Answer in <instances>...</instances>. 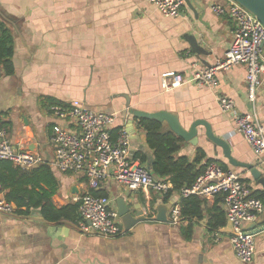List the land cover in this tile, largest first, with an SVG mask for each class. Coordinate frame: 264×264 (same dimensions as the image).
<instances>
[{"label":"crops","instance_id":"1","mask_svg":"<svg viewBox=\"0 0 264 264\" xmlns=\"http://www.w3.org/2000/svg\"><path fill=\"white\" fill-rule=\"evenodd\" d=\"M225 2L184 0L178 17L165 18L144 0H0V24L8 29L13 49V73L0 76V120L10 125L5 128L11 143L49 162L54 153L51 128L61 122L49 115L48 108L80 100L90 110L115 115V129L124 128L130 137L131 156L149 172L153 154L129 109L174 113L185 128L205 120L215 136L229 143L235 159L258 165L235 127L234 116L224 114L218 103L220 97H230L236 113L253 109L256 123H264V83L250 102L245 66L219 71L214 87L191 82L169 90L160 86L163 73L189 79L194 70L223 57L232 40L233 22L228 15H215L210 7ZM198 138L195 147L183 142L178 156L191 162L200 148L205 153L201 164L207 159L224 164L247 180L253 192H263L247 171L229 166L220 149L216 153L203 128ZM51 170L59 183L54 205L73 203L72 188L75 193L84 191L81 178ZM102 191L112 198L116 211L117 197L139 205L151 218L156 207L164 205L167 222L142 221L107 238L83 233L79 220L46 222L34 211L0 215V264H264L263 225L253 228L263 212L245 224L254 235L255 254L251 263H243L233 254L224 227H208L216 214L213 208L223 210L221 197L201 199L202 218L183 219L174 226L168 222V211L179 203L178 192L159 195L147 189L128 195L113 181H107ZM215 232L220 234L218 241Z\"/></svg>","mask_w":264,"mask_h":264},{"label":"built area","instance_id":"2","mask_svg":"<svg viewBox=\"0 0 264 264\" xmlns=\"http://www.w3.org/2000/svg\"><path fill=\"white\" fill-rule=\"evenodd\" d=\"M144 1L154 5L165 18L178 17L184 5V0ZM210 8L215 15H228L233 22L232 40L223 57L208 68L194 70L189 79L180 73H163L160 86L169 90L191 82L196 86L214 87L219 71L243 65L246 68L248 99L253 103L259 86L264 83V61L261 59L264 25L235 0H226L225 4H215ZM218 103L224 114L234 116L237 131L264 172V123H256L252 113H236L234 100L230 97L222 96ZM48 113L61 122L51 128L54 153L49 162L39 154L15 147L8 138L6 128L1 126L0 160L9 161L14 167L25 171L46 164L61 174L83 179L84 191L73 198V203L78 204L79 228L83 233L93 232L107 238L123 233L112 198L92 193L102 191L107 181H113L128 195L147 189L166 195L172 189L169 181L154 177L131 156L130 137L124 128L115 129L114 114L90 110L80 100H72L65 105H51ZM138 121L135 120L137 127ZM2 192L0 185V215H19L15 204L8 202ZM178 193L181 198L221 197L225 221L231 225L232 233L227 236L233 254L240 262L253 261L254 235L246 230L245 224L256 220L263 212L264 200L252 196L253 191L248 182L232 170H224L217 163H209L190 187L182 188ZM181 220L180 204L172 205L168 211V222L175 226ZM219 237L218 232L213 233L215 241Z\"/></svg>","mask_w":264,"mask_h":264},{"label":"trees","instance_id":"3","mask_svg":"<svg viewBox=\"0 0 264 264\" xmlns=\"http://www.w3.org/2000/svg\"><path fill=\"white\" fill-rule=\"evenodd\" d=\"M12 55V37L8 29L0 24V76H9L13 73ZM0 126L9 128L10 125L0 120ZM138 127L143 130L146 144L153 154L149 170L154 176L169 181L172 185L170 191L179 192L182 188L190 187L204 171L206 165L217 163L207 159L204 164H201L205 153L200 148H196L195 158L191 162L185 156H178L183 140L169 128H165L163 123L153 119H140ZM135 157L143 160L139 154ZM217 164L227 170L226 165ZM80 180L83 182V179ZM0 185L4 198L15 204L19 215H27L34 211L46 222L62 220L77 222L80 219L77 203H69L62 207L54 205L52 197L57 192L59 183L46 164L25 171L14 167L9 161L0 160ZM92 193L105 195L103 191ZM252 196L264 200L263 192H253ZM179 204L182 219L190 221L202 218L203 201L199 197L181 198ZM213 210L216 214L212 216L208 227L211 230H218L225 226L224 212L216 206Z\"/></svg>","mask_w":264,"mask_h":264},{"label":"water","instance_id":"4","mask_svg":"<svg viewBox=\"0 0 264 264\" xmlns=\"http://www.w3.org/2000/svg\"><path fill=\"white\" fill-rule=\"evenodd\" d=\"M235 1L238 2L240 5H242L244 8H246L254 16H256V18L264 25V0H235ZM190 6L191 5H189V7ZM195 8L196 6L192 5L191 9L193 12L195 11ZM263 45L264 43L261 45V48ZM249 112L254 113L253 109L252 111ZM128 114L131 116L132 119L135 120L153 119L159 123H163V124L165 123L175 135H177L179 138L183 140V142L188 143L193 147L197 146L199 142V138H198L199 128H203L205 139L213 145L215 151L216 149L221 150L222 157L227 160L229 166H231L232 168H240L242 170L247 171L250 177L252 178L254 185L260 186L262 188V191L264 192V172L259 168L258 165L243 163L235 159L232 156L229 143L222 137L215 136L213 134L210 124L207 121L198 119L193 121L188 128H185L180 123L179 117L176 114L170 113L168 111H158L154 113H148L140 110L129 109ZM132 119L129 120L130 125H132ZM71 193L73 195L79 194L78 192L75 193L74 188H72ZM115 203L123 233L129 231L133 226H135L137 223L142 221L152 220L157 222H167L166 219L167 211L166 209L165 210L162 209L164 205H162V207H156V211H157L156 216L151 218L145 215L144 211L140 209L139 205L131 206L130 201L127 200V198L125 199V197L124 198L117 197L115 199ZM257 225H263L262 230H264V209H263V218L256 224H253V228ZM222 232L227 235H230L232 233L231 225L229 223H226ZM91 233L96 234L93 232Z\"/></svg>","mask_w":264,"mask_h":264}]
</instances>
